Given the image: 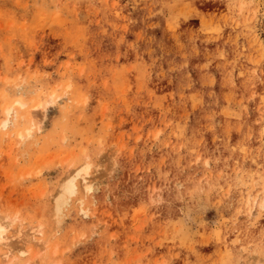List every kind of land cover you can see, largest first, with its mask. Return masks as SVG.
<instances>
[{
	"label": "rangeland",
	"instance_id": "1",
	"mask_svg": "<svg viewBox=\"0 0 264 264\" xmlns=\"http://www.w3.org/2000/svg\"><path fill=\"white\" fill-rule=\"evenodd\" d=\"M263 3L0 0L13 264H264Z\"/></svg>",
	"mask_w": 264,
	"mask_h": 264
},
{
	"label": "bare ground",
	"instance_id": "2",
	"mask_svg": "<svg viewBox=\"0 0 264 264\" xmlns=\"http://www.w3.org/2000/svg\"><path fill=\"white\" fill-rule=\"evenodd\" d=\"M50 97H51V93L49 94V99H51ZM15 102L20 106L23 105V103H21L19 101H15ZM41 103L40 102L35 103L34 108L40 107ZM3 110H4L5 118H3L2 121L0 122V127L5 128L9 122V117L12 116L13 120H16L18 114L16 111H13L12 106H6ZM33 117H34L33 115L29 116V120L31 123L34 121ZM25 132L29 134L30 128H27L25 130ZM18 136L21 137L22 134L19 132ZM88 169H89V164L84 163L82 167L76 168V169H74L73 172L67 173L64 181L60 184L61 192L65 193V194H75L78 190L77 189L78 184L80 187H82L83 190L87 191L89 189V180H90V179L88 180V174H89ZM82 203H83L82 200H79L78 207L80 210H82V208H83ZM7 218H8L7 215H4L0 218V250H1V252H0V264H13L14 260L17 258L18 251H20L21 255H25L26 253H28L30 251L29 250V248H30L29 241H33L34 244H36L38 247H40L38 251L46 248L48 240H47V238L42 237L43 232H42L40 225L37 227L32 226L31 233L29 236L30 238L28 240H24L21 243V246L26 247L25 249H21L22 247L19 248L18 246H15V244L13 242L9 241V239L5 233L6 230L9 228L8 226H10V224L13 223L14 217L9 219V220ZM15 218H16V216H15ZM3 219H7V220H5L3 222V221H1ZM54 252H55V250L53 251V253Z\"/></svg>",
	"mask_w": 264,
	"mask_h": 264
}]
</instances>
